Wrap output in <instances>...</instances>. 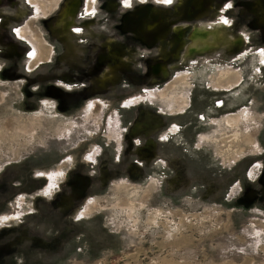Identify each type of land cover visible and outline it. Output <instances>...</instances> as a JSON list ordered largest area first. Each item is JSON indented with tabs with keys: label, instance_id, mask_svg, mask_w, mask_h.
<instances>
[{
	"label": "rangeland",
	"instance_id": "1",
	"mask_svg": "<svg viewBox=\"0 0 264 264\" xmlns=\"http://www.w3.org/2000/svg\"><path fill=\"white\" fill-rule=\"evenodd\" d=\"M196 3L0 0V264H264V0Z\"/></svg>",
	"mask_w": 264,
	"mask_h": 264
},
{
	"label": "flooded vegetation",
	"instance_id": "2",
	"mask_svg": "<svg viewBox=\"0 0 264 264\" xmlns=\"http://www.w3.org/2000/svg\"><path fill=\"white\" fill-rule=\"evenodd\" d=\"M196 4L199 5L200 0H197ZM87 11L89 12L88 9ZM224 19L225 17H220V19H217L216 21H213V22H209L207 24H202L201 26L194 28L190 32L189 36L191 37V40L189 41V46H188V49L186 50L185 64L194 63L192 62V55L198 53L196 51L197 49H204L205 47L206 49H208L207 51L216 49L219 41L221 42V45H223L224 48L227 47L226 46L227 43H234V42L236 44L240 43L239 42L240 40H238V37H230V40L227 39L226 36L224 37V32L227 30V26L224 25V23L221 21ZM188 39L189 37L187 38V42H188ZM33 51L31 53L32 60L35 59V55H36L35 49ZM258 54H259V59L264 62V52L260 51ZM159 66H162V65H159ZM167 70L163 68V71L166 74H167ZM233 72H237V71H233ZM232 118L233 117H229V119H232Z\"/></svg>",
	"mask_w": 264,
	"mask_h": 264
},
{
	"label": "crops",
	"instance_id": "3",
	"mask_svg": "<svg viewBox=\"0 0 264 264\" xmlns=\"http://www.w3.org/2000/svg\"><path fill=\"white\" fill-rule=\"evenodd\" d=\"M120 22H121V18L118 17L117 19L112 18V20H111V19H110V20H107L106 24H107V25H111V24H112V25H116V24L118 25ZM110 23H111V24H110ZM116 35H117V34H116ZM117 36H118V35H117ZM118 37H119V36H118ZM157 55H160V54H157ZM183 55H184V54H183ZM183 55H182V57H183ZM157 65H162V66H164L166 69H168V68L170 67V65H168V64H165V65H164L163 63H159V62L156 63V66H157Z\"/></svg>",
	"mask_w": 264,
	"mask_h": 264
},
{
	"label": "bare ground",
	"instance_id": "4",
	"mask_svg": "<svg viewBox=\"0 0 264 264\" xmlns=\"http://www.w3.org/2000/svg\"><path fill=\"white\" fill-rule=\"evenodd\" d=\"M208 49H206V47L204 49H197L196 51L199 52V51H207Z\"/></svg>",
	"mask_w": 264,
	"mask_h": 264
},
{
	"label": "snow or ice",
	"instance_id": "5",
	"mask_svg": "<svg viewBox=\"0 0 264 264\" xmlns=\"http://www.w3.org/2000/svg\"><path fill=\"white\" fill-rule=\"evenodd\" d=\"M77 31H79V29H77Z\"/></svg>",
	"mask_w": 264,
	"mask_h": 264
}]
</instances>
